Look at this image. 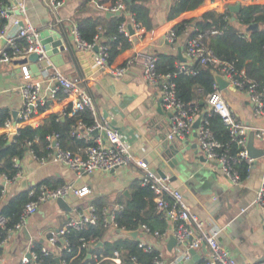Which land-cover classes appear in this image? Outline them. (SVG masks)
Wrapping results in <instances>:
<instances>
[{
    "label": "crops",
    "instance_id": "obj_1",
    "mask_svg": "<svg viewBox=\"0 0 264 264\" xmlns=\"http://www.w3.org/2000/svg\"><path fill=\"white\" fill-rule=\"evenodd\" d=\"M120 1L123 3L121 10L123 12L125 5L122 0ZM172 1H144L151 18L150 29L146 30L140 26L142 33H139L131 25L133 33H129L127 25L130 23H128L126 25L127 34L124 35L129 40L130 45L119 52L111 65L123 64L136 50L153 53L160 59L161 56H178L179 48L181 56L184 57L187 33L176 35L173 42H168L165 38V33L175 24L185 19L197 17L208 10L215 9L223 12L226 8H229L231 12L230 19L234 20L235 11L232 12L231 10L234 5L264 3V0H205V3L197 8L183 12L172 19H167L166 14ZM20 2L24 3L23 14L17 10ZM85 2L86 5L82 8L84 14L105 13L99 8L101 3H97V0H63L55 14L49 11L46 0H6V3L3 4L12 9L7 20L11 29L14 28L12 26L14 19L23 22L28 20L39 32L43 29H51L61 35L62 39L68 43L69 52L67 53V61L58 68L68 77L84 78L82 86L91 97L95 112V116L91 113L93 123L96 119L102 123L110 124L124 136L129 144L130 152L136 159H144L149 168L156 172L161 170L169 174L168 167L165 165L158 148L160 141L156 135L159 129L156 126L161 127L163 133L166 134L171 121V114L169 115V110L163 108V117L149 124V119L155 113L156 107L162 105L161 92L157 85L145 82L141 61H134L126 68L122 76L116 77L109 72H103L100 69L95 70L93 49L80 50L77 47L76 50H73L69 44L70 39H73L70 23L74 21L73 18ZM125 12L129 11L125 10ZM128 16L126 15L125 20ZM192 26L193 24H190V27ZM97 40L103 42V37H97ZM20 67L19 64L12 62H0V108L5 107L11 113L10 126L6 127L4 124L0 127V135L5 133L9 136L24 125L36 127L50 114H57L61 120L65 116L70 117L66 113L67 96L61 89H58L57 92L60 91V94L56 92L54 97L48 98L42 108L28 121H20L17 116L22 104L19 85L26 78L33 79L42 76L44 71H41L40 75L30 74L26 77L22 74ZM218 89L240 119L252 126H264V115H253L252 106L243 91L234 89L230 85L223 88L218 87ZM48 92L47 82H43L41 93L43 96H48ZM14 112L15 115L13 116ZM93 131L87 134V141L81 138L83 142L72 140L66 142V149L84 155L87 142H94L99 139L106 143L102 132L96 130L97 132L94 133ZM193 133H196L195 129L185 140H188L189 144L196 143L198 154H203L198 148L197 138ZM248 146L251 153L256 156L251 157L248 162L247 176L245 179L240 178V184L231 183L218 164L216 166L209 163L204 165L210 169L209 171H212L211 174L209 176L204 174L202 180L195 179L197 184L191 185L192 188H188L178 179L170 182L172 186L182 192L191 209L203 219L206 229L220 228L218 240L229 251L236 264H264V201L261 203L254 201L259 182L264 177V142L250 130L246 135V149ZM187 154L190 160L188 163L185 162L184 172L190 173L188 177H193L192 172L198 171L199 168L192 163L197 162L198 159L193 154V149L187 151ZM18 162L21 167V176L15 182L7 185L3 200L12 193L21 190L22 183L25 182L27 187L46 176L51 181L69 183L75 188L87 187L88 192L82 196L70 192L68 196L61 197L66 205L58 203V198L42 202L37 211L30 216L26 227L23 228L26 229L25 233L21 229L9 232L4 238L0 247V264H18L21 254L26 252L35 240L40 239L42 243L50 231L65 226L70 217H74L79 210H85L89 204L94 205L97 202L98 205H102V208L116 211L122 207L123 196L129 194L131 182L140 178L142 173V169L131 162L116 166L113 170H97L89 175L77 176L63 163L56 161L39 163L31 158L29 151ZM211 186L217 192L215 195L206 194V189ZM165 222L164 230L170 227V222L168 220ZM117 235L118 232L107 231L105 237L110 239ZM139 235L137 234V237ZM170 237L172 235L169 234L166 239L158 240L145 236L146 239L153 242L156 249L163 252L166 261L179 254L181 250L176 242L170 245ZM52 250L53 254L58 256L59 249L53 247ZM207 252L208 248L202 244L198 248L190 250L191 256L188 260L177 261L175 264H201Z\"/></svg>",
    "mask_w": 264,
    "mask_h": 264
},
{
    "label": "built area",
    "instance_id": "obj_2",
    "mask_svg": "<svg viewBox=\"0 0 264 264\" xmlns=\"http://www.w3.org/2000/svg\"><path fill=\"white\" fill-rule=\"evenodd\" d=\"M62 1L46 0L49 11L55 14L56 9L61 5ZM99 8L102 11L113 12L117 9L122 10L123 3L120 0L115 3L103 2L99 4ZM17 10L21 14L24 13L23 2L18 4ZM11 11V7L0 2V20H6L0 26V37L5 39L4 45L0 48V62H11V57L28 54L33 51H36L40 54V57H43L44 52L38 37L39 31L28 20L23 22L18 19L13 20L12 26L14 28L11 29L10 24L7 22ZM128 23L133 25L137 29V32L142 33V28L134 22V19L129 14L127 20L119 24V30L124 32L125 35L127 34L126 25ZM70 30L80 50L93 49L97 45L93 61L95 66L103 72H109L116 77H120L131 63L136 60L141 61L145 82L159 87L162 107L171 111V121L165 134L167 139L185 140L194 129L192 127L193 122L201 114L199 124L195 128L198 148L207 160H215L217 162L231 183L234 185L240 184L241 180L235 164L240 159L246 163L251 160L246 149V135L251 130L256 137L262 139L264 142V126H252L243 119H240L222 97L217 83L213 85V90L206 95L204 108L201 109L195 102L184 104L177 98L172 74L169 72H159L156 66L158 57L153 53L136 50L123 64L113 66L108 63V49L105 43L97 40V38L92 43L84 41L80 37L74 21L70 23ZM222 30L223 28H213L197 31L187 37L184 45V61L178 64V70L192 73L193 70L189 65L193 61L211 65L227 81L228 85L244 92L248 102L252 106L254 116L264 115V87H260L254 80L248 77L243 69H237L232 63L219 60L207 44L206 40L209 35L221 33ZM165 38L168 42H173L176 38L175 30L173 28L169 29L165 33ZM6 46L8 49H6ZM20 66L22 74L28 77L30 73L26 65L21 64ZM83 81L84 78L81 77H68L55 66L44 69L42 76L38 78H26L22 80L19 85L22 104L17 112L18 119L20 121H28L38 112L39 107L46 103L48 98L54 97L57 90L61 89L67 96L68 105L66 113L74 119L70 126V134L75 138L86 140L89 132L97 130L104 134L106 143L98 139L91 144H87L85 154L80 155L62 148L57 141V133H52L46 137L49 142L47 152L42 156L29 152L31 158L41 164L47 161L63 163L77 176L89 175L97 170H110L116 166L134 162L142 169L140 175L141 184L149 185L154 193L153 201L156 209L161 211L165 219L170 222L169 229L163 231L153 229L145 223H139L133 229L137 231V234H140L139 237L135 238L140 249L146 253L157 251L152 264H175L177 261H186L191 256L190 250L196 249L202 244L208 248V252L203 257L201 264H236L229 251L218 240L220 228L206 229L203 219L191 209L182 192L172 186L168 178L169 176H161L158 172L149 168L147 161L136 159L130 152L129 144L124 136L110 124H105L95 119L94 123L88 126L78 117V113L85 108H89L91 113L95 114L91 97L82 86ZM43 82H47L48 96H43L41 93ZM204 111H214L219 115L228 131L230 142L234 143L237 147L235 156L229 155L228 148L223 147L220 141L216 139L210 128L208 116L204 114ZM4 124L6 127H9L10 120L7 119ZM20 176V170L11 178L5 173H0V181L3 186L0 201L4 199L3 196L7 185L15 182ZM70 192L82 196L88 192V189L84 186L75 188L69 183H61L54 187L41 184L37 189L30 188L28 192L30 199L24 204L18 221L8 230L13 232L25 228L30 216L37 211L42 202L68 196ZM254 201L258 203L264 201V177L259 182ZM99 215L101 216L99 221L101 228L112 232L118 230L123 234L124 231H127L123 227L117 226L113 211L102 208L100 213H98L96 207L93 204H89L85 210H79L74 217H70L65 226L50 231L38 248L31 245L26 252L21 254L18 264H46V257L52 253L53 247L58 248L59 251L61 250V246L57 242L59 238L62 239L63 243L65 242V239L61 235L67 230V227L75 230L81 229L89 221L99 218ZM4 227L5 218L0 215V229ZM169 234L175 238V242L181 247V250L179 254L174 255L169 261H166L163 257V252L156 249L153 242L146 239L145 236L162 240L166 239ZM94 241L96 239L84 241L81 246L87 247L89 242ZM3 242L4 239L0 240V247ZM108 259L115 264H124L117 250H114L113 254L108 256ZM60 264H65V262L60 259ZM129 264L142 263L135 255H131L129 257Z\"/></svg>",
    "mask_w": 264,
    "mask_h": 264
},
{
    "label": "trees",
    "instance_id": "obj_3",
    "mask_svg": "<svg viewBox=\"0 0 264 264\" xmlns=\"http://www.w3.org/2000/svg\"><path fill=\"white\" fill-rule=\"evenodd\" d=\"M116 1L118 0H97V3H115ZM122 1L125 10L130 12L134 22L146 30L150 29L151 18L144 4L145 0ZM0 2L6 3V0H0ZM204 3L205 0H173L168 8L166 18L172 19ZM85 5L86 2L73 18L79 35L88 43H92L97 37L102 36L103 43L107 45L108 49L107 60L111 64L119 52L130 45L124 32L119 30V24L126 18L125 10L119 15L110 16L101 12L84 14L82 8ZM230 16L229 8L223 12L212 9L197 17L182 20L175 24L173 29L177 36L187 33L189 37L197 31L223 28L221 33L209 35L206 40L213 54L221 61L232 63L237 69H243L248 77L260 87H264V3L239 4L238 10L234 12L235 19L231 20ZM4 22H6L5 19L0 20V26ZM190 24L193 26L190 27ZM250 24H256V29L247 30V26ZM183 37L185 39V36ZM6 49H8L7 46ZM180 62L178 56H161L157 60L156 66L159 72L172 74L176 95L181 102L184 104L195 102L202 109L205 107L206 95L213 90V85L216 84V70L211 65L193 61L189 65L193 72L185 73L178 70ZM57 94H60V91ZM41 108L42 106L38 111ZM204 114L208 116L210 128L216 139L223 147L228 148L229 155L235 156L237 147L230 142L228 131L219 115L214 111H204ZM10 116L11 113L7 108H0V127ZM78 117L88 126L93 124V117L87 108L79 112ZM73 121L74 119L71 117L65 116L61 120L57 114H50L36 127L24 125L18 128L9 142V136L2 133L0 135V173H5L9 178L14 176L21 169L20 164L16 161H21L27 151L33 152L37 156L44 155L49 144L46 137L52 133H57V141L64 149L67 148L65 143L68 141L83 142L70 134V126ZM91 143L92 141H89L86 145ZM236 168L240 178L245 179L249 168L248 163L240 159L236 162ZM41 184L54 187L61 182L51 181L46 176L0 201V215L5 218V227L0 229V240L7 237L10 232L8 229L18 221L24 204L30 199L29 189H37ZM130 185L129 194L123 196V201H121L122 207L114 211V220L117 226L123 227L125 230H133L139 223H145L153 229L163 231L166 227V220L162 212L155 207L152 189L149 185L141 184L140 178L134 179ZM2 189L0 181V195ZM94 206L100 213L102 205L95 202ZM100 219L99 215V218L89 221L84 227L77 230L67 227V230L61 235L65 242L63 243L61 238L57 242L61 246L58 256L65 264H115L108 259L114 250L119 252L124 264H129L131 255H135L142 264H152L157 251L144 252L138 247L135 238L120 233L118 230L113 231L118 232L115 238H106L107 230L100 227ZM91 239H96V241L89 242L87 247L81 246L82 242ZM40 244L41 240L37 239L32 245L38 248ZM89 250H91V256L87 257L86 254ZM54 256L53 252L49 254L46 257V264H57Z\"/></svg>",
    "mask_w": 264,
    "mask_h": 264
},
{
    "label": "water",
    "instance_id": "obj_4",
    "mask_svg": "<svg viewBox=\"0 0 264 264\" xmlns=\"http://www.w3.org/2000/svg\"><path fill=\"white\" fill-rule=\"evenodd\" d=\"M239 8V5H234L231 7L232 12L237 11ZM121 13V10L117 9L113 12L111 11H105V15H119ZM126 15H129V12H125ZM235 18V17H233ZM256 24H250L247 26V30H253L256 29ZM127 28L129 30V33H133V29L131 28V25H127ZM39 41L42 46V50L44 52L43 57H40V54L36 51L30 52L28 54L24 55H18L11 57L10 61L15 64H25L29 73L37 76L40 75L41 71L44 69H49L52 65L55 67H59L64 62L67 61V53L69 52L68 43L64 41L61 37V35L58 32L52 31L51 29H43L39 32ZM70 46L73 50L77 49V45L74 41V39H70L69 41ZM5 39L3 37H0V48L4 45ZM97 50V45L93 47V51ZM178 58L180 61H184V57L181 56L180 49L178 48ZM98 68L96 67L95 70ZM215 80L219 88H223L224 86L228 85L227 81L216 72L215 74ZM163 107L162 105H158L156 107L155 113L150 117L149 124L151 122L158 120L163 117ZM168 114H171V111H168ZM15 115V112L12 114ZM201 114L198 115V117L195 119V121L192 124V127L195 129L197 128L199 121L201 119ZM159 129V132L157 133V139L160 141L159 150L161 152V157L165 163V165L168 167V173L166 171H159L158 173L165 177L169 176V180H180L185 186L188 188H192L191 185L197 184L196 180H202L204 174H207L208 176L211 174L212 171H209L210 169L204 164L209 163L217 166V162L215 160H208L203 154H198V149L196 143L189 144L188 140H177V139H167L165 136V133H163V130L158 125L156 126ZM94 133L97 131L94 130ZM196 135V133H193ZM14 133H11L8 137V142L12 139ZM193 149V154L197 156V162H193L192 164L199 168L198 171L192 172L194 174L193 177H188L190 174H186L184 172L185 164L188 163L190 160L189 155L187 154V151ZM247 152L250 157H255L256 155L251 153L249 146L247 147ZM28 151L26 152V154ZM255 160V159H254ZM253 160V161H254ZM19 160H17L18 162ZM186 162V163H185ZM115 168V167H114ZM112 168V170L114 169ZM26 188L25 182L22 183V188ZM206 194H216L217 192L213 189V187H209L206 189ZM57 202L61 205H66L63 198L59 197L57 199ZM24 233L26 229H23ZM125 234L136 238L137 237V231L136 230H127L124 231ZM175 243V238L170 237V245ZM91 250L88 251L86 254L87 257H90ZM54 260L57 264H60L59 256H55Z\"/></svg>",
    "mask_w": 264,
    "mask_h": 264
},
{
    "label": "bare ground",
    "instance_id": "obj_5",
    "mask_svg": "<svg viewBox=\"0 0 264 264\" xmlns=\"http://www.w3.org/2000/svg\"><path fill=\"white\" fill-rule=\"evenodd\" d=\"M179 33V32H178Z\"/></svg>",
    "mask_w": 264,
    "mask_h": 264
}]
</instances>
